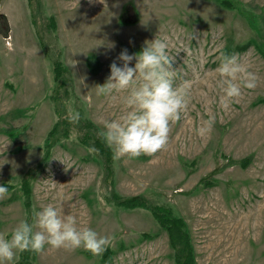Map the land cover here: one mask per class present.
Masks as SVG:
<instances>
[{"label": "rangeland", "instance_id": "obj_1", "mask_svg": "<svg viewBox=\"0 0 264 264\" xmlns=\"http://www.w3.org/2000/svg\"><path fill=\"white\" fill-rule=\"evenodd\" d=\"M156 35L169 41L175 84L190 85L188 107L164 149L104 163L100 130L128 110L127 93L98 95L96 85L123 49ZM221 53L257 77L227 109ZM0 183V231L53 204L112 238L98 255L46 246L32 264H176L151 211L112 195L177 212L198 264H264V0H0Z\"/></svg>", "mask_w": 264, "mask_h": 264}, {"label": "clouds", "instance_id": "obj_2", "mask_svg": "<svg viewBox=\"0 0 264 264\" xmlns=\"http://www.w3.org/2000/svg\"><path fill=\"white\" fill-rule=\"evenodd\" d=\"M169 47L166 37L156 35L136 53L123 49L110 64L106 81L96 85L98 95L127 93L124 102L128 110L119 118L105 120L100 130L116 159L151 155L164 149L169 142L171 124L179 121L188 107L190 85L188 82L175 84L172 67L175 57ZM133 59L136 60L134 66L130 64ZM216 71L220 75L221 106L225 109L242 95L243 89L256 86V74L245 66L238 54L221 53ZM78 115L73 114L71 119H78ZM214 119L209 118L198 131L201 134L211 131ZM97 191H101L99 183ZM8 195L9 187L0 183V199ZM100 199H103L102 194ZM111 243V237L101 236L91 227H79L75 215L49 204L41 210H33L31 221L20 220L11 233L0 231V264H15L19 252H39L46 246L72 250L83 247L98 255Z\"/></svg>", "mask_w": 264, "mask_h": 264}, {"label": "trees", "instance_id": "obj_3", "mask_svg": "<svg viewBox=\"0 0 264 264\" xmlns=\"http://www.w3.org/2000/svg\"><path fill=\"white\" fill-rule=\"evenodd\" d=\"M221 2L223 3L222 5L228 6L225 1H221ZM86 140L87 138L86 139L84 138L82 140L83 141L82 143L85 145L86 148L90 150L91 149L97 150V147L92 148L91 146H89L85 142ZM97 145L100 148L101 153L104 155L103 158H101V160L104 161V163L107 162L108 164L115 159V157H113L112 151L109 149L108 145H106L104 140L103 142H97ZM98 160L101 161L100 159ZM112 196H113V200H111V202L121 208L127 210L145 209L151 211L152 216L157 221L160 228L165 230L168 234L169 242L175 253L176 264H198L196 262L195 251L191 244L192 239L188 231L187 225L177 212L175 213L174 210L172 211L171 209L166 207L164 203L159 202L158 204L155 203L151 205V202L143 198L142 195L137 198L128 197L125 199H120L119 201L114 200L115 197L118 198L116 195H112ZM30 252L33 253L32 257L30 256V254H28V250H26L23 253L22 260L17 264H32V258L35 261L36 253L34 251H30Z\"/></svg>", "mask_w": 264, "mask_h": 264}]
</instances>
